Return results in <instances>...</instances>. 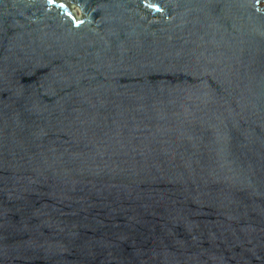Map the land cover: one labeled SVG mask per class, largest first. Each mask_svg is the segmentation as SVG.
I'll return each mask as SVG.
<instances>
[{
    "label": "water",
    "instance_id": "obj_1",
    "mask_svg": "<svg viewBox=\"0 0 264 264\" xmlns=\"http://www.w3.org/2000/svg\"><path fill=\"white\" fill-rule=\"evenodd\" d=\"M0 264H264V0H0Z\"/></svg>",
    "mask_w": 264,
    "mask_h": 264
}]
</instances>
